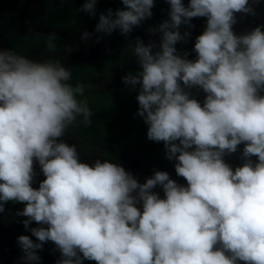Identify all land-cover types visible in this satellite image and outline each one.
I'll return each instance as SVG.
<instances>
[{
    "label": "clouds",
    "instance_id": "clouds-1",
    "mask_svg": "<svg viewBox=\"0 0 264 264\" xmlns=\"http://www.w3.org/2000/svg\"><path fill=\"white\" fill-rule=\"evenodd\" d=\"M121 3L99 15L94 31L127 35L152 16L154 0ZM168 3L169 19L150 29L160 34L159 50L137 38L139 70L122 82L137 91L146 137L164 142L186 186L166 171L140 183L108 159L81 162L76 145L57 139L77 116L91 122L76 98L83 86L67 83L70 68L0 50V212L6 202L24 203L17 215L39 241L17 238L23 264H38L46 241L60 252L56 264H264V26L233 33L234 13L255 14L249 0ZM95 5L84 0L79 11L94 16ZM194 17L207 20L189 60L175 45L190 36L179 28ZM193 87L206 93L203 106ZM241 143L243 163L233 169L223 156ZM33 158L45 177L38 188ZM33 221L47 227L29 228Z\"/></svg>",
    "mask_w": 264,
    "mask_h": 264
},
{
    "label": "flooded vegetation",
    "instance_id": "flooded-vegetation-1",
    "mask_svg": "<svg viewBox=\"0 0 264 264\" xmlns=\"http://www.w3.org/2000/svg\"><path fill=\"white\" fill-rule=\"evenodd\" d=\"M12 1V0H9ZM16 1V0H14ZM43 1V0H42ZM40 3V10L42 14L41 20H46L45 17V9L44 4L45 2H48L53 5L51 8H57L62 0H50V1H43ZM69 0L65 1L64 3L68 2ZM261 0H249V5L252 7L254 11V15L246 14V13H234V16L236 18V22L232 25V31L235 35H242L249 31H251L256 26H264V3L260 4ZM264 1V0H262ZM17 7L14 10V14L10 17H14L16 12H18V7L20 6L21 0H17ZM189 0H182V3L187 6ZM11 10V9H10ZM170 10V5L168 3V0H165L163 4H160L157 1L154 2V6L151 9L152 16L150 18H146L143 20L138 26H134L132 31L128 33L127 35L121 34L118 30H113L110 34H104L102 32H96L94 31L95 25L98 22V17L101 13L99 10H95V15L90 16V21L84 23L83 26H76L73 29H67L61 26H56L55 28L52 27L51 23H49L46 31H39L38 33L34 34L33 36H37L40 34H54L57 35L59 38H62L66 41L67 45L64 48V50L56 53V54H47L42 52L43 54H46L48 56L54 55L55 58L54 61H59L58 55L61 53H67L70 49L72 52L69 53L70 60L61 61V63L65 64V67L72 68L77 66H90V77L88 78V83L90 84V95H96V96H106L109 95L112 99L111 103L112 105L121 104V108L123 109V119H112L110 118L108 120L109 126L110 123L113 121V128H119L122 132L130 133L132 137H137L138 135L142 134L144 131H147V125L144 123L143 119L136 115L137 109H138V103L136 101V95L137 91L131 86H125L122 82V78L125 75L128 74H135L139 70V65L136 63V58L133 54V42L140 38L142 42L147 44L150 40L156 45L152 49L153 52L159 50V42H160V34L159 32H152L150 29L156 28L160 23L163 21L169 19L168 12ZM206 20L207 17H194L191 18L190 23L192 25L191 28H189L187 25H181L179 28V31L181 34L183 32L188 31L190 33V36L186 38L185 41H179L175 45L178 53H184L187 52L188 56L187 59L189 60H195L196 59V53L193 50V45L195 43V39L197 36H199L204 28L206 27ZM47 21V20H46ZM48 22V21H47ZM90 26V49L88 52L80 51L78 50L73 44L71 38L65 35V32H72L73 34L75 31H82L85 29L84 27ZM263 28V27H262ZM3 35V34H2ZM32 35H28L27 37H30ZM3 47L4 49H10V46L7 44L4 35H3ZM34 51V50H33ZM31 52V51H30ZM38 52V51H37ZM28 51L26 52V54ZM26 56V55H24ZM105 58H111V63L105 64L103 66L102 60ZM191 94L198 100V102L201 103V106H203V100L206 96V93L198 88L193 87L191 90ZM114 116V115H113ZM130 128V130L128 129ZM58 140H63L66 144L69 145H76L77 146V152L79 155V160L81 162L88 163L89 166H91L92 162L90 160V154L92 152H87L86 154L79 151V144L77 142V139L75 135L68 130H65V134L62 137L57 138ZM95 150L98 148L104 149L103 147L98 146L95 142H93ZM93 150V151H95ZM105 152V150H104ZM113 157L114 159H112ZM102 156L100 159H108L111 162L118 163L119 165L122 164H130L134 163L136 166H141L142 168L149 166L151 164L147 163L146 161H141L136 157L132 156ZM235 158L238 160L240 159L243 163L242 155H238L236 153H228L223 156V159L225 163L229 165H233L235 167H238L233 164ZM152 165H160L159 162H155ZM242 165V164H241ZM33 180L31 182V186L33 188H38L39 183L45 179L43 173L40 170V166L38 162L33 158ZM5 206L12 211L19 212L23 209L24 205L22 206H15L14 208H10L6 205ZM138 207V205H137ZM13 217H18L20 219H27V217L19 216V215H13ZM38 227H47V225H40ZM16 230L12 229V222L11 226L8 227V232L10 234V239L2 238L5 246L3 249V252L0 254V256L3 255L4 252L7 251L9 248V241H11L13 238V233L18 234V237L20 235H28L30 239H32L34 242H39L36 240L35 237L31 235V232L28 231H22L21 228H15ZM13 237V238H12ZM11 244V242H10ZM20 246L17 245L15 247V250L18 254L23 255L22 252L19 250ZM51 251V250H50ZM60 252H55L52 254H41L38 255L40 257V261H46L51 256L59 255Z\"/></svg>",
    "mask_w": 264,
    "mask_h": 264
},
{
    "label": "trees",
    "instance_id": "trees-1",
    "mask_svg": "<svg viewBox=\"0 0 264 264\" xmlns=\"http://www.w3.org/2000/svg\"><path fill=\"white\" fill-rule=\"evenodd\" d=\"M17 1V0H16ZM12 0L9 1V8L7 10L9 16L14 14V10L17 7V2ZM160 4H163L165 0H154ZM84 3V0H69L64 5L59 8H51L48 2H45V19L48 23H51L52 27L61 26L67 29H73L74 27L83 26L84 23L90 21V16L87 12L79 11L80 6ZM264 1H260V4ZM123 5L121 0H96L95 10L106 13V10L111 8L115 11L117 8H122ZM7 22H0V34L4 35L7 44L10 49L14 51L17 55H26V52L38 51L47 54H56L66 47L67 43L64 39L59 38L54 34H40L37 36L30 37H20L15 35H6L5 28L7 27ZM264 31V27L261 29ZM51 45V46H50ZM46 55V54H44ZM55 58L54 55H52ZM111 63V58H105L102 60L103 66L105 64ZM90 77V66H77L72 68L71 77L67 83L75 87L77 84L83 86V94L77 95L78 101H85L88 108L90 109L92 115L90 117V123L85 125L83 123V116H77L76 120L68 125L66 130L71 131L79 144V151L86 154L87 152H92L95 150L94 143L98 146L103 147L106 156H132L136 157L141 161H146L149 164H154L159 162L160 165L167 166L174 170V164L176 161L169 160L166 157L164 142L163 141H152L146 137V131L137 137H132L128 132L124 133L119 128H113V121L108 123L110 118L112 119H123L124 113L121 108V104H110L112 99L109 95L106 96H96L90 95V84L88 83V78ZM264 94V93H261ZM114 115V116H113ZM130 130V128L128 127ZM244 144L241 143L237 146V151L234 152L238 155L242 154V149ZM101 149V148H98ZM228 153H225V155ZM114 159L113 157H111ZM253 161H256V157H250ZM229 165V164H228ZM231 168L235 169V166L229 165ZM6 205L10 208L15 206H22L24 203L9 201ZM18 217H13L12 219V229L21 228L22 231H28L25 229L22 221ZM35 221L31 222L29 228L38 227ZM4 242L0 239V254L4 249ZM20 252L21 249L19 248ZM51 250V251H50ZM59 252L56 245L51 241L42 242V248L37 250V254H52ZM83 264H96L95 261L84 260ZM238 264H244L243 261H238Z\"/></svg>",
    "mask_w": 264,
    "mask_h": 264
},
{
    "label": "rangeland",
    "instance_id": "rangeland-1",
    "mask_svg": "<svg viewBox=\"0 0 264 264\" xmlns=\"http://www.w3.org/2000/svg\"><path fill=\"white\" fill-rule=\"evenodd\" d=\"M42 0H21L20 6L18 7V12H16L15 16L12 18L9 16V13L7 10H10L9 8V0H0V22H7V27L5 28V34L8 35H15L20 37H27L28 35H34L38 33L39 31H46L49 23L46 20H41L42 14L41 10L39 8L40 3ZM43 1H50V0H43ZM42 1V2H43ZM65 1L62 0V2L56 6L57 8L64 5ZM51 6H53L50 3ZM84 27L82 31H75L73 34L72 32H65V35L71 38L72 44L80 51L88 52L90 49V36L86 39H81V35L84 32H87L90 34V26ZM3 35L0 34V50L4 49L3 47ZM72 52L70 49L67 53H61L58 55L57 60L59 59V62L68 61L70 60L69 53ZM26 57L32 60L36 61H54L53 56L44 55L41 52L37 51H31L26 54ZM65 66V64H63ZM106 155L104 150L96 149L95 151H92L90 154V160L94 161L96 159H100L102 156ZM234 165L241 166L242 161L239 159L237 163V159L235 158ZM122 166L125 171L130 172L134 178L138 180V182L143 183L145 181V178L151 177L154 173V171H166L169 175L170 179H173L178 184H183L186 186V181L183 177L177 176L174 170L170 169L167 166L163 165H149L145 168L141 166H136L134 163L130 164H122ZM154 192L158 193L161 198H163V191L159 186H156L153 189ZM140 206L138 205V208ZM142 211V208L140 209ZM17 215L16 211L9 210L5 204H4V211L0 212V237L10 239V234L8 232V227L11 226L12 222V216ZM13 238L11 241H9V248L6 252L3 253L2 256H0V264H23V261H21L22 255L18 254L15 250V247L18 244V234L13 233ZM11 242V244H10ZM61 259L60 254L51 256L46 261H39L38 264H56V262Z\"/></svg>",
    "mask_w": 264,
    "mask_h": 264
}]
</instances>
